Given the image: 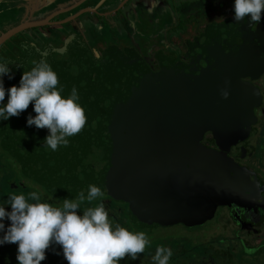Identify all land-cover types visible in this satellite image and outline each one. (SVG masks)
Wrapping results in <instances>:
<instances>
[{
  "label": "flooded vegetation",
  "instance_id": "obj_1",
  "mask_svg": "<svg viewBox=\"0 0 264 264\" xmlns=\"http://www.w3.org/2000/svg\"><path fill=\"white\" fill-rule=\"evenodd\" d=\"M0 41V58L10 62L18 80L5 76L4 84L17 86L27 71L26 54H70L60 51L67 44L88 51L71 54H137L154 74L163 63L189 67L205 54H226L239 41V54H260L250 74L239 77L259 95L246 136L233 143L206 131L196 143L199 157L211 159L222 179L240 187L244 202L217 203L210 210L217 224L213 236L191 251L173 244L169 264H264V11L256 24L235 22L233 0H0ZM5 247L0 245V264H18L5 257ZM155 252L120 264H153ZM57 263L68 264L41 261Z\"/></svg>",
  "mask_w": 264,
  "mask_h": 264
},
{
  "label": "water",
  "instance_id": "obj_2",
  "mask_svg": "<svg viewBox=\"0 0 264 264\" xmlns=\"http://www.w3.org/2000/svg\"><path fill=\"white\" fill-rule=\"evenodd\" d=\"M241 43L226 54H205L189 67L163 63L155 74L137 54H71L85 51L73 44L60 50L70 54H26L24 61L28 71L46 59L63 94L75 87L84 110L89 106L107 124L120 160L118 176L128 192L153 197L162 213L179 209L186 216L185 205L189 214H200L220 201L245 199L196 148L206 131L240 141L255 120L258 91L239 77L250 74L247 69H254L260 54H239Z\"/></svg>",
  "mask_w": 264,
  "mask_h": 264
},
{
  "label": "clouds",
  "instance_id": "obj_3",
  "mask_svg": "<svg viewBox=\"0 0 264 264\" xmlns=\"http://www.w3.org/2000/svg\"><path fill=\"white\" fill-rule=\"evenodd\" d=\"M233 10L235 22L259 24L264 0H233ZM9 65L0 58V120L19 116L31 103L36 115L27 117V125L48 130L44 143L52 151L67 147L69 138L80 133L87 122L78 90L73 87L69 95H63L58 74L46 59L23 71L18 86L6 88L4 77L13 78ZM103 196L102 188L94 184L89 185L87 196L81 191L77 199L65 198L59 207L42 200L36 191L11 195L0 203V245H17L18 264H41L46 250L52 247L55 251L56 245L68 264H120L125 256L135 260L150 243L146 233L113 226L103 202L81 209L85 200ZM6 219L10 221L7 227ZM172 255L170 248L158 247L153 264H169Z\"/></svg>",
  "mask_w": 264,
  "mask_h": 264
},
{
  "label": "trees",
  "instance_id": "obj_4",
  "mask_svg": "<svg viewBox=\"0 0 264 264\" xmlns=\"http://www.w3.org/2000/svg\"><path fill=\"white\" fill-rule=\"evenodd\" d=\"M86 107L87 122L83 130L69 138L67 147L61 146L56 151L44 143L48 135L46 128L27 125V117L36 115L32 104L19 116L0 120V203H5L11 195L36 191L42 200L59 207L65 198L77 199L81 191L87 196L89 185L94 184L102 188L104 196L91 202L85 200L81 209L103 202L113 226L132 231L134 226L140 227L137 216L154 218L151 211L160 215L162 212L152 207L156 203L153 197L130 193L122 185L116 167L120 160L111 148V132L104 121H98L99 115ZM5 208L11 210L10 205L6 204ZM8 224L10 221L6 219V227ZM5 245V257L16 259L17 245L2 246ZM54 247L55 251L52 247L46 250L45 260L65 261L60 246Z\"/></svg>",
  "mask_w": 264,
  "mask_h": 264
},
{
  "label": "rangeland",
  "instance_id": "obj_5",
  "mask_svg": "<svg viewBox=\"0 0 264 264\" xmlns=\"http://www.w3.org/2000/svg\"><path fill=\"white\" fill-rule=\"evenodd\" d=\"M13 74H15L12 69ZM9 80V79H8ZM12 82L18 81L17 79H11ZM10 81L5 84V87L8 88L12 86ZM7 100V96L5 97ZM12 185V184H11ZM160 211L159 207L152 206ZM148 210V208H146ZM153 208H151L152 210ZM170 210V208H168ZM175 209V212H169L168 215H161L156 211H151L154 218H148L145 216H137V226H134L133 232H144L148 236L150 241L149 245L145 248L143 253H139L137 258H146L149 256L151 249H157L158 247L170 248L175 243H183L185 250H193L195 248L194 244H197L201 241L200 239H207L206 237L211 234L213 236L212 230L217 224L211 218H213V211H202V214L197 213H188V206H184V210L187 212V215L180 214ZM163 211H166L164 209ZM215 217V216H214ZM144 219L146 221H144ZM219 225V224H218ZM207 235V236H206ZM207 240L206 242H209ZM154 247V248H153ZM152 257V256H151ZM136 258V259H137ZM130 259L125 256L123 259Z\"/></svg>",
  "mask_w": 264,
  "mask_h": 264
}]
</instances>
